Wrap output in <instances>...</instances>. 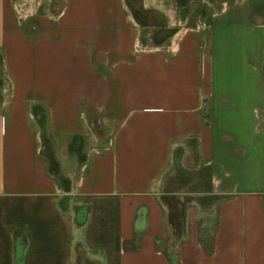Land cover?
I'll return each mask as SVG.
<instances>
[{"label": "crops", "instance_id": "obj_1", "mask_svg": "<svg viewBox=\"0 0 264 264\" xmlns=\"http://www.w3.org/2000/svg\"><path fill=\"white\" fill-rule=\"evenodd\" d=\"M0 49V264H264V0H0Z\"/></svg>", "mask_w": 264, "mask_h": 264}, {"label": "trees", "instance_id": "obj_2", "mask_svg": "<svg viewBox=\"0 0 264 264\" xmlns=\"http://www.w3.org/2000/svg\"><path fill=\"white\" fill-rule=\"evenodd\" d=\"M0 61H1V49H0ZM38 122L39 124L41 123L40 120H38ZM39 152L46 158L48 171L59 177L60 175L58 172V164L52 155L50 140L48 139V136L44 132L40 133ZM60 180L62 182L66 181L64 178H60ZM161 201L168 208L167 221L174 229V233H178L182 229L183 209L186 200L184 199L179 200L173 195H163L161 196Z\"/></svg>", "mask_w": 264, "mask_h": 264}]
</instances>
